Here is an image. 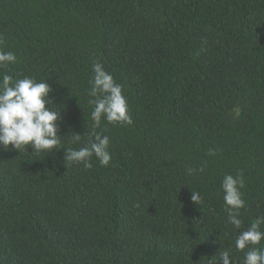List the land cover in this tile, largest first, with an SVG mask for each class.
I'll use <instances>...</instances> for the list:
<instances>
[{
  "label": "trees",
  "instance_id": "16d2710c",
  "mask_svg": "<svg viewBox=\"0 0 264 264\" xmlns=\"http://www.w3.org/2000/svg\"><path fill=\"white\" fill-rule=\"evenodd\" d=\"M0 35L9 74L53 88L60 135L102 131L112 157L87 170L0 145V264H243L236 236L264 215V0H0ZM94 60L131 126L94 128ZM240 171L237 230L221 182Z\"/></svg>",
  "mask_w": 264,
  "mask_h": 264
},
{
  "label": "clouds",
  "instance_id": "9594fccd",
  "mask_svg": "<svg viewBox=\"0 0 264 264\" xmlns=\"http://www.w3.org/2000/svg\"><path fill=\"white\" fill-rule=\"evenodd\" d=\"M5 38L0 35V145L11 151L26 154L33 149L32 154H51L54 150H65L64 159L68 164L82 165L84 169L93 168V157L101 167L111 163L110 138L102 131L89 132L88 140L78 148H64V140L80 145L85 136L71 133L60 135L58 121L61 118L62 106H58L50 98L53 88L47 80H37L33 76L14 78L9 74L11 66L18 62L15 52L4 50ZM87 95L88 103L92 105L91 119L94 128L101 129L102 122L114 126H131L133 116L124 86L116 81L114 76L105 69L103 63L94 60L92 63V78ZM208 156H215L216 151L210 149ZM205 162L204 167H206ZM189 167V175L199 171ZM245 177L243 172L225 174L221 182L227 222L235 229L243 227L241 210L246 208L243 195ZM201 199L199 192H192L191 200L197 204ZM138 206V205H137ZM264 215L256 217L245 230L239 232L235 239V248L244 253L243 264H264ZM219 264H232L228 250L220 252Z\"/></svg>",
  "mask_w": 264,
  "mask_h": 264
}]
</instances>
